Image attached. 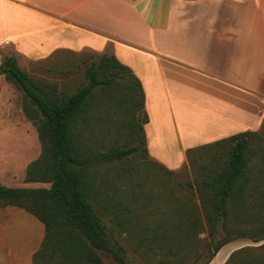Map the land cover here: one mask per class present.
I'll use <instances>...</instances> for the list:
<instances>
[{
	"label": "trees",
	"instance_id": "obj_1",
	"mask_svg": "<svg viewBox=\"0 0 264 264\" xmlns=\"http://www.w3.org/2000/svg\"><path fill=\"white\" fill-rule=\"evenodd\" d=\"M0 74L23 94L22 111L41 147L23 182L49 185H0V208H20L43 224L33 264H105L102 256L129 264L117 236L149 264H186L190 256L193 264L205 249L208 264L231 242L264 241V170L253 163L254 132L187 150L193 180L184 185L150 162L169 178L159 185L163 194L149 195L125 166L136 154L149 156L144 92L128 67L102 55L85 66V83L72 94L29 77L13 57L4 58ZM110 100L125 116L114 140L103 116L92 114L95 101L106 108ZM120 138L131 144L119 146ZM259 162L264 166L263 156ZM224 264H264V243L233 251Z\"/></svg>",
	"mask_w": 264,
	"mask_h": 264
},
{
	"label": "crops",
	"instance_id": "obj_2",
	"mask_svg": "<svg viewBox=\"0 0 264 264\" xmlns=\"http://www.w3.org/2000/svg\"><path fill=\"white\" fill-rule=\"evenodd\" d=\"M61 51L114 56L132 71L144 92L148 154L168 170L173 142L184 158L209 143L183 130L187 109L202 112L203 122L189 121L217 140L264 123V0H0V58L37 62ZM153 117L171 121V141ZM43 237L34 216L0 208V264H33ZM229 244L208 264L241 248Z\"/></svg>",
	"mask_w": 264,
	"mask_h": 264
},
{
	"label": "rangeland",
	"instance_id": "obj_3",
	"mask_svg": "<svg viewBox=\"0 0 264 264\" xmlns=\"http://www.w3.org/2000/svg\"><path fill=\"white\" fill-rule=\"evenodd\" d=\"M5 57L2 56V58H0L1 63ZM99 57V55L93 54L89 51H84L79 54L61 51L55 53L53 57L43 61L39 60L37 62H31L19 58L18 66L34 80L54 83L65 93L72 94L78 87L85 83V66L91 61L97 60ZM22 95L23 94L12 83L5 80L3 74H0V185L8 187H21L23 185V178L27 165L37 159L41 153L37 131L22 111ZM115 106L116 105L113 100L109 101L106 108L99 105L98 102L95 101V106L92 109V114L94 116L97 114L103 116V123L109 125L111 129V134L109 136H111L113 140L118 139V136L114 132L117 122L121 121L125 117L121 115V110ZM260 109L261 106L259 102V110ZM100 115H97V117ZM181 115V123L185 126L183 130L185 132L187 131V134L191 136L193 141L199 140L197 142H200V140L206 138H208L206 140L209 141V143L206 144L218 141L217 139H212L215 137L212 135L214 132L210 133L212 131L210 130L211 128L203 127V129H200L201 127L197 125V122L189 121L192 117H194L197 121H201L202 119L199 120L198 118H201L202 112L194 110L190 111V109H187L183 111ZM188 124L193 125V128L187 127ZM151 127H154L156 132L161 133L159 136L161 137L163 135L162 138L166 141H171L173 139L171 136L167 135L169 134L170 129L174 130V126L171 125V121L168 120L167 122L164 121L162 123V118L158 119V117H153ZM254 133L255 136L251 139V149L256 152L253 163H257L258 167H261L263 168L262 170H264V166H262L259 162V156L264 157V123L261 128ZM117 142L119 146H122L124 143L131 144L127 139L125 140L123 138H120ZM192 148H189L188 150ZM159 151L164 152L161 150ZM168 151L171 156L170 159L166 161L167 164H169L168 168L170 170H173L171 168L176 169L173 171L174 176L169 180H172L175 182L174 184L177 185H184L186 182L192 181L193 174L188 161L186 157L184 158V156L182 157L179 155V142H173ZM150 162L159 163L162 161L153 160L150 156L145 158L136 154L126 162L125 166L134 169V180L138 181L141 184L142 189H146L149 195L163 194L165 189L161 188L159 185L160 183H165L169 177L166 174H163L162 171L156 169L154 165L149 164ZM30 187L47 188L49 185L35 184ZM199 238L202 240V245L199 246V250L201 252L203 250L202 246L208 242L206 231L200 234ZM117 239L124 247L129 264H149L137 253H135V251L132 250L126 242L121 240L122 237L117 236ZM263 243L264 241L253 243L250 240L239 239L229 244L228 247H226V250L230 249L232 246H239L241 248L245 246L258 247ZM202 252H204L203 256L199 258V260H196L193 264H204L207 256L209 255V251L205 249ZM102 260L105 264H116L113 260L104 256H102ZM186 264H192L191 256L189 257V262H186Z\"/></svg>",
	"mask_w": 264,
	"mask_h": 264
}]
</instances>
